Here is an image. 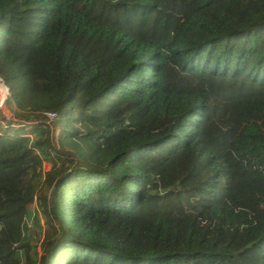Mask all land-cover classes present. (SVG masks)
I'll list each match as a JSON object with an SVG mask.
<instances>
[{"label":"trees","instance_id":"obj_1","mask_svg":"<svg viewBox=\"0 0 264 264\" xmlns=\"http://www.w3.org/2000/svg\"><path fill=\"white\" fill-rule=\"evenodd\" d=\"M0 77V264H264V0H0Z\"/></svg>","mask_w":264,"mask_h":264},{"label":"rangeland","instance_id":"obj_2","mask_svg":"<svg viewBox=\"0 0 264 264\" xmlns=\"http://www.w3.org/2000/svg\"><path fill=\"white\" fill-rule=\"evenodd\" d=\"M5 112L8 114V115H10V116H13L12 115V113L10 112V110L8 109V107L5 105ZM2 113H3V109L0 111V132H2L3 130H4V127H3V125H1V123H2V121H4V119H5V115H2ZM14 118V117H13ZM50 122H52L53 123V120H50ZM4 123H5V121H4ZM28 123V122H27ZM9 124V123H8ZM1 127H2V129H1ZM32 129V126H31V124H26V123H22V122H18V120L16 121V122H14L13 124H12V126L9 128V130H11V131H13V132H20V133H27L28 131H30ZM55 133V132H54ZM56 133H58L57 132V130H56ZM29 137L31 136V135H28ZM47 168H48V166H45V170H47ZM37 208H35V210H36ZM42 217H43V215H41ZM43 227H44V229L46 228V226H45V224H44V222L42 221V224H41ZM28 226H30V228H31V231H32V249L34 250V249H37V251L39 252V255H38V264H39V261L41 260V257H42V250H41V245H42V241H43V232L44 231H42L41 232V234H42V237H39L38 236V234H35L34 233V230H33V228L34 227H37L36 225H34L33 223H32V221H28Z\"/></svg>","mask_w":264,"mask_h":264},{"label":"built area","instance_id":"obj_3","mask_svg":"<svg viewBox=\"0 0 264 264\" xmlns=\"http://www.w3.org/2000/svg\"><path fill=\"white\" fill-rule=\"evenodd\" d=\"M9 95H10L9 88L6 85L3 78L0 77V111L3 109L2 115H5V119H4L5 123H4V121H2L1 125H3V127L6 129L9 127L8 123H10L13 119H15L14 116H10L5 112V105H6V101L9 97ZM55 117H56V113H54V112L47 113V119L49 122H50V120H54ZM23 122H25V121H23Z\"/></svg>","mask_w":264,"mask_h":264}]
</instances>
